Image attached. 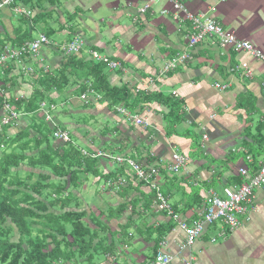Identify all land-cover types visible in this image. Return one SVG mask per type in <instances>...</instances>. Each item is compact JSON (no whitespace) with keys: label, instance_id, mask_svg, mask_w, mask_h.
<instances>
[{"label":"crops","instance_id":"1","mask_svg":"<svg viewBox=\"0 0 264 264\" xmlns=\"http://www.w3.org/2000/svg\"><path fill=\"white\" fill-rule=\"evenodd\" d=\"M176 1L192 14L211 11L225 30L264 51V0ZM22 6L31 12L30 16L41 12ZM18 7L20 4L0 12L3 38L12 36L16 18L30 17L17 13ZM47 10L53 13L48 18H52L49 23L54 29L60 27L58 21L64 23L66 14L78 12L77 36L73 38H85L87 48L83 54L90 57V51H96L120 63L119 69H108L112 86H126L134 94L161 93L180 101L185 113L184 122L171 128L165 117L168 107L156 102L146 103L134 110L128 109L149 125L138 126L127 122L118 112L122 106L110 109L108 101L99 93L98 99L91 97L89 103L84 102L76 94V84L57 100L58 105H63L78 121L68 126L76 129L71 133L74 145L78 146L80 139L91 147L89 150L78 146L84 151L125 155L142 166H158L161 171L156 179L160 190L164 195L169 193L165 195L168 202L180 210L177 214L189 224L200 218L210 192L222 196L226 187L240 185L235 178L243 168L253 176L259 172L264 165V62L243 52L223 50L217 39L206 38L194 50L192 62L160 77L159 72L167 61L187 51L191 30V23L184 18L181 24L174 19L169 0H60L57 7ZM88 19L92 23L86 24ZM85 26L90 31L88 38L80 31ZM55 38L41 54L44 67L51 72L60 68L63 47L71 40L67 30ZM93 46L96 49H92ZM242 64H248L250 76L242 69ZM216 84L229 87L221 91ZM53 95L58 98L57 94ZM81 119L88 122L81 123ZM204 136H208V141H204ZM174 154L189 159L187 168L179 175L164 170ZM117 166L103 160L100 169L103 174H112L117 172ZM118 173L113 177L126 181V175ZM90 180L89 176L88 182L74 192L82 203L78 210L87 213L84 223L94 234L96 248L107 250L100 245L103 240L106 245L114 244L110 252L97 253L92 264H149L155 242L147 231L167 224L174 228L155 255L162 250L170 253L174 257L172 264H264V190L255 193L247 213L240 218V228L231 230L217 223L208 228L191 250L180 252L184 232L165 212L157 210L149 185L137 180L132 182L129 177L132 185L120 189L118 185H111L113 181L108 183L93 177L91 184ZM97 197L99 203H94ZM197 200L199 205L195 204ZM126 204L120 219L111 215L113 210ZM93 216H101L97 225L92 223ZM131 216L133 225L129 235L133 239L122 244L120 228ZM85 260L70 254L65 256L63 264H91Z\"/></svg>","mask_w":264,"mask_h":264},{"label":"trees","instance_id":"2","mask_svg":"<svg viewBox=\"0 0 264 264\" xmlns=\"http://www.w3.org/2000/svg\"><path fill=\"white\" fill-rule=\"evenodd\" d=\"M21 4L41 12L29 18H16L12 36L3 38L0 35V52L7 45L21 46L34 40L33 34L36 31L45 34L50 40L64 30L68 32L70 42L77 36L78 12L66 14L63 24L58 21V29H54L49 23L52 18L48 17L53 13L47 9L57 7L60 0H22ZM92 49L96 47L93 46ZM88 57L83 52L75 56L64 55L58 71L46 72L43 67L37 66V77L32 82L33 91L30 97H20L14 92L18 85V74L15 72L19 61L9 64L5 75L0 78L1 89L10 97L6 100L0 91V112L7 102L17 112L28 117L27 126L18 132L8 135L6 131L13 126L9 125L3 126L5 130L0 133V264H63L65 256L70 254L86 258L85 261L92 264L97 253L110 252L114 244L106 245V240L101 241L100 245L107 249L105 251L101 246L100 249L94 246V234L84 223L87 213L78 210L79 199L74 192L88 182L89 176L99 180L105 179L108 183L113 181L111 185H118L120 189L130 187L136 180L134 178L131 182L130 175L125 172L127 168L118 165L115 170L127 177L126 183L122 185L120 180L124 178L113 177L117 172H101L100 164L103 160L85 157L73 142H55L54 128L39 116L41 104L58 105L57 100L63 93L78 84V96L93 89L104 96L110 109L122 106L134 110L143 104L156 102L168 107L169 112L165 116L168 126L173 128L174 125L184 122L185 113L180 101L161 93L134 94L126 86H112L107 66ZM53 94H57L58 98ZM1 121L0 115V123ZM235 180L238 184L245 181L242 175ZM168 194L165 193L166 196ZM152 197L156 199L155 190ZM195 204L199 205L200 201H195ZM174 207V213H179L180 210L176 209L175 205ZM126 208L127 204L122 205L113 210L111 215L120 219ZM99 217L93 216L92 223L97 225ZM130 218L128 223L120 228L122 244L133 239L131 234L129 235L130 226L133 225L132 216ZM66 224H70L69 231ZM173 228L174 225L170 224L155 230L149 228V238L154 237L155 242L154 255L150 262L155 259L160 244ZM142 235H145L143 231Z\"/></svg>","mask_w":264,"mask_h":264},{"label":"built area","instance_id":"3","mask_svg":"<svg viewBox=\"0 0 264 264\" xmlns=\"http://www.w3.org/2000/svg\"><path fill=\"white\" fill-rule=\"evenodd\" d=\"M22 0H0V12L20 2V7L16 11L19 14L31 15V12L26 10L21 4ZM172 5V14L178 24H181V18L191 23V30L188 36V49L185 53L179 54L169 61H167L161 68L159 76L166 77L168 74L174 72L178 67L186 65L193 60L194 50L206 39L215 38L218 40L220 47L223 50L232 49L234 52L246 53L250 58L264 62V51L255 46L252 42L239 38L235 33L225 30L222 24L211 14V11H207L200 14H192L182 3L176 0H169ZM149 6L145 8L147 10ZM165 14L168 12L165 11ZM51 46L50 39L45 34H39V36L21 46L7 45L0 52V78L5 75L6 70L9 68V64L19 61L20 63L25 58L34 59L36 63L42 66L46 72L49 68L44 67V59L39 55L42 51ZM87 48V43L82 37H77L66 44L63 47V53L66 56H75L83 52ZM90 58L97 62L103 63L110 71H115L120 68V63L112 60L108 56L101 55L96 51H90ZM27 73H31V69L23 68ZM242 69L248 76L251 75V71L248 69V64H242ZM228 85L216 84V88L224 91L228 89ZM264 93V82L262 84ZM0 91L8 100L9 94L1 89ZM175 96L177 94H174ZM98 99L97 93L94 91H88L81 96V99L89 103L90 98ZM63 106V105H61ZM58 108L55 104L43 103L41 104L39 114L48 123L53 130V139L57 143L69 144L72 142L71 132L67 128L59 126L53 115L52 110ZM1 115L2 125L9 126L14 125L20 118L21 114L17 112L10 103H5ZM118 112L124 117L127 122L134 123L138 126L148 127V123L143 118L129 112L124 107L118 108ZM204 141H208V136H204ZM82 154L85 157L93 159H101L104 161H110L113 164L125 166L129 169L128 174L130 178L136 179L139 182H143L150 186L151 189L156 192V207L159 212H165L167 216L173 219L184 232L185 241L179 247L180 252L191 250L198 240L207 232L208 228L217 223L223 224L229 227L231 230L240 228V218L245 216L248 207L252 204L255 193L257 191L264 190V165L261 167L256 175H251L245 168L240 170V175L244 178V183L234 186L226 187L223 190L222 196L210 192L208 198L205 201L204 209L200 213V218L189 224L179 214H175L172 205L168 202L167 197L162 193L157 182V177L160 174L161 169L158 166H142L136 160L127 157L125 155H113L108 152L94 151L87 152L81 149ZM189 159L184 155L174 154L170 164L165 166L164 170L171 175H179L188 166ZM125 181H121V184H125ZM163 248L165 244H162ZM174 260L173 255L162 250L156 256L155 259L149 264H172ZM191 264V263H189Z\"/></svg>","mask_w":264,"mask_h":264},{"label":"rangeland","instance_id":"4","mask_svg":"<svg viewBox=\"0 0 264 264\" xmlns=\"http://www.w3.org/2000/svg\"><path fill=\"white\" fill-rule=\"evenodd\" d=\"M100 19V18H99ZM107 21H109V18H105ZM87 22H86V24H89L88 22H91L90 21V19H88V20H86ZM92 23V22H91ZM42 27H44V25H42ZM78 27V26H77ZM80 31L81 32H83L84 33V35L88 38L89 37V34H90V31H89V29H87L86 28V26H85V29L84 28H80ZM0 34H1V31H0ZM34 38H37L38 37V35H39V32L38 31H36L34 34ZM52 39V38H51ZM56 39V38H55ZM82 39H84L85 40V38L84 37H82ZM46 53H47V55L49 56V58H52L51 56H52V54H50V52L49 51H47L46 50ZM40 58H41V55H39V57H38V61L40 60ZM15 63V62H14ZM38 63H35V61H34V59L32 58V59H30V58H27V59H25V60H23L20 64H17V70H16V72H15V74L17 75L18 74V76H17V87H16V90L14 91V92H16L15 93V95H18V96H20V97H23V96H25V97H30L31 96V93H32V91H33V88H32V82H33V80L37 77V73H36V65H37ZM24 67H26L28 70L29 69H31V73L29 74V73H27L23 68ZM21 91V92H20ZM69 112L65 109V108H63L62 106H58V108L56 109V110H52L51 111V114L53 115V118L55 119V121L57 122V123H59L60 124V126H62V127H67V128H69L70 129V127H68V126H70V124H72V123H76V122H78V121H75V118L73 117V115H71V114H68ZM0 115H3V112L1 111L0 112ZM39 116L41 117V114H39ZM72 116V117H71ZM42 118V117H41ZM28 117H26V116H24L23 114H21V116H20V118H19V120L12 126V128L11 129H9L8 131H6V133L8 134V135H11V134H14L15 132H18L20 129H23L24 127H26L27 126V124H28ZM88 122V119H81V123H83V122ZM4 127H3V125H2V121H1V123H0V133H3L4 132V130L5 129H3ZM7 130V129H6ZM71 130V133H73V132H76V129H70ZM78 146L79 147H84V148H86V149H89L90 150V148L91 147H89L86 143H84V142H82L80 139H78ZM92 176H90V182L89 183H91L92 184ZM34 180H36V178L34 179ZM94 185H95V183H94ZM99 197H97L96 198V200L94 201L93 200V202L94 203H99V199H98ZM80 204V206H82V203H79L78 202V205ZM98 206V205H97ZM66 228L68 229V231L70 230V224H66ZM65 252H67V250H65ZM58 264H61V262L60 263H58Z\"/></svg>","mask_w":264,"mask_h":264}]
</instances>
